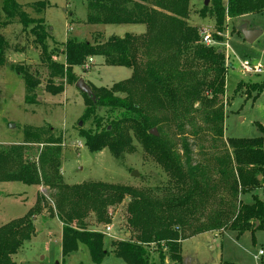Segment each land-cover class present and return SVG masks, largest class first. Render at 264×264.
Segmentation results:
<instances>
[{"label":"trees","instance_id":"1","mask_svg":"<svg viewBox=\"0 0 264 264\" xmlns=\"http://www.w3.org/2000/svg\"><path fill=\"white\" fill-rule=\"evenodd\" d=\"M86 25H140L141 35L111 36L101 42L67 39L61 50L63 63L53 61L48 28L43 19L29 18L17 0H2L0 17V68L8 66L9 43L1 33L12 22L23 29L32 26L48 71L45 88L51 96L63 93L54 79L74 85L75 67L89 58L101 57L106 66L132 70L129 79L111 88H94L93 100L83 94V121L92 128L79 130L88 152L108 150L116 160L134 150V142L167 176L158 197L150 189L103 182L69 186L60 174L62 137L51 127L23 131L19 144L0 147V185L21 183L54 192L51 215L61 223V255L83 246L92 264H103L106 228L111 227L112 209L125 203V227L129 237L110 243L113 255L124 264H181V242L209 232L230 230L240 237L264 229V201L253 195L251 204L241 197L264 188V125L255 123V139H225L223 135L225 79L228 63L224 54L202 43L200 30L189 24L190 0H86ZM199 16L213 19L218 32L226 22L264 13V0H209ZM45 2L30 8L43 12ZM232 32L240 35L232 28ZM213 40L221 41L214 35ZM26 86V101L36 104L37 80L27 67L10 65ZM246 88L254 103L264 83H238L234 93ZM103 110L102 115L99 111ZM155 129L158 136L150 131ZM176 129L180 151L167 133ZM192 138L193 141H190ZM212 153L206 152V144ZM37 146L34 158L31 147ZM202 160L194 161V149ZM261 177V180H258ZM35 205L22 218L0 227V264H15L12 257L35 235L34 220L44 206ZM103 225L104 231L91 227ZM158 259L155 262L154 257Z\"/></svg>","mask_w":264,"mask_h":264},{"label":"rangeland","instance_id":"2","mask_svg":"<svg viewBox=\"0 0 264 264\" xmlns=\"http://www.w3.org/2000/svg\"><path fill=\"white\" fill-rule=\"evenodd\" d=\"M29 18H41L48 28L49 51L56 49L53 58L56 63H63L60 55L67 39L93 42L94 36L103 42L111 36L124 35L144 31V26L106 25L90 26L85 24L88 14L86 0H17ZM209 0H190V25L200 30L201 36L206 33L212 40L211 46L220 50L228 63L225 79V95L222 101L224 110V139H255L260 136L255 123L264 125V93L260 100L252 103L254 94L246 88L234 93L240 82L247 84L264 83V13L247 15L243 18L227 21L223 32H218L213 19L199 16L203 3ZM226 0H223L225 3ZM35 2H45L48 7L43 12L30 8ZM206 5V6H207ZM2 0H0V17ZM242 25L248 30H259L262 35L253 43H246L242 36L232 32L239 31ZM32 26L23 29L18 22H12L1 33L9 43L6 53L8 66L0 68V147L19 144L24 140L23 131L26 127H51L56 135L62 137V154L60 174L66 185H81L88 182H103L116 185L132 186L138 189H150L156 196L163 195L167 176L163 170L149 157L144 150L134 142V150L125 153L120 159L112 157L108 150L92 154L85 148L83 139L79 138V130L92 128L91 121H83L85 110L83 94L74 85H68L65 80L54 79V85H62L63 93L51 96L45 88L48 84V71L42 64V54L30 33ZM221 38V41L212 37ZM249 60L262 67L260 75H246L240 69V63ZM10 65L27 67L30 73L39 80L36 89V104L26 101V86L22 79L9 68ZM73 73L86 85L94 88H111L114 84L129 79L132 70L124 67H110L104 64L101 57H94L88 69L75 67ZM102 115L103 110L99 111ZM239 117L244 118L243 122ZM79 123H82L79 127ZM158 136V133H157ZM181 154L179 145L181 136L176 129L167 133ZM193 141L192 138H189ZM206 152L209 142L204 143ZM194 149L193 160L200 161L202 157ZM37 146L31 147L30 157L34 158ZM137 173L136 177L132 174ZM0 186V227L22 218L29 203L40 197L44 206L40 215L35 218V235L25 242L12 257L15 264H92L87 250L80 246L78 252L65 258L61 255V223L52 216L51 206L54 202V192L44 187L26 186L21 183H4ZM255 194L264 197V188L256 190ZM244 198V197H243ZM248 203L249 197H245ZM125 203L112 209L111 231L104 239V249L108 255L103 264H124L116 258L110 249L114 240H124ZM96 231H104L103 225L91 227ZM262 255H259V252ZM158 262L156 256H153ZM181 264H264V229L253 234L245 232L237 237L235 232H209L187 238L181 242ZM166 264L172 263L168 259Z\"/></svg>","mask_w":264,"mask_h":264},{"label":"water","instance_id":"3","mask_svg":"<svg viewBox=\"0 0 264 264\" xmlns=\"http://www.w3.org/2000/svg\"><path fill=\"white\" fill-rule=\"evenodd\" d=\"M204 5H207V1H205ZM240 35L242 36L243 40L248 44H253L261 35L262 32L259 30H248L247 25H242L239 29ZM75 87L84 95H86L88 98H91L93 100L92 91L91 88L84 83L83 80L78 79L75 83ZM82 123H79V127H81ZM150 134L153 136H157V131L155 129H152L150 131ZM138 174L133 173L132 176L136 177ZM258 180H261V177H258ZM126 237H129V234L126 235Z\"/></svg>","mask_w":264,"mask_h":264},{"label":"built area","instance_id":"4","mask_svg":"<svg viewBox=\"0 0 264 264\" xmlns=\"http://www.w3.org/2000/svg\"><path fill=\"white\" fill-rule=\"evenodd\" d=\"M202 43L207 45V46H211L212 44V40L210 39V36L207 35L206 33L202 34ZM93 63V59L89 58L87 60V63L84 65L83 68L88 69L90 64ZM240 69L241 71L246 74V75H260L263 71H262V67L258 64H253L251 63L249 60H245L243 62L240 63ZM111 227H107L106 228V234L108 232L111 231ZM259 255H262V252H259Z\"/></svg>","mask_w":264,"mask_h":264},{"label":"crops","instance_id":"5","mask_svg":"<svg viewBox=\"0 0 264 264\" xmlns=\"http://www.w3.org/2000/svg\"><path fill=\"white\" fill-rule=\"evenodd\" d=\"M127 26H135V25H127ZM138 26V25H137ZM140 26V25H139ZM142 27V26H141ZM144 32V31H143ZM142 31H138L137 33H127V34H134V35H141L142 33H143ZM125 35V34H124ZM124 35H120L119 37H123ZM263 93H264V90L262 91V93L259 95V97L257 98V100L255 101V102H257L258 100H260L261 99V97L263 96ZM254 102V103H255ZM253 103V104H254ZM239 121L240 122H243L244 121V118H241V117H239ZM262 125V124H261ZM225 140V139H224ZM0 186H2V185H0ZM256 192V191H255ZM255 192H253V193H251V194H245V195H243L242 197H241V200H242V202L244 203V204H251L252 203V197L251 196H253V195H257V197L261 200V201H264V197H262L261 195H258V194H255ZM244 197V198H243ZM245 197H249V201H248V203H245V201H244V199H245ZM37 199V198H36ZM36 199L34 198L33 199V203H29V205L27 206L28 207V210H27V212L30 210V209H32L33 207H34V205H35V202H36ZM26 212V213H27ZM35 224V223H34ZM61 241V240H60Z\"/></svg>","mask_w":264,"mask_h":264}]
</instances>
